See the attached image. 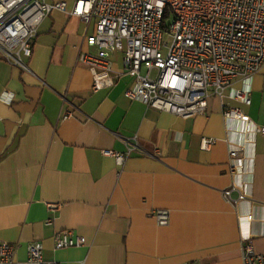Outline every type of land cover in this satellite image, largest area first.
<instances>
[{
  "label": "crops",
  "instance_id": "obj_1",
  "mask_svg": "<svg viewBox=\"0 0 264 264\" xmlns=\"http://www.w3.org/2000/svg\"><path fill=\"white\" fill-rule=\"evenodd\" d=\"M49 2L69 12L76 0ZM94 31V22L55 10L39 27L26 70L0 51V241L17 247L14 264H29L35 243L61 264H243L247 234L264 254V134H243L224 118L235 109L264 126V66L212 97L205 115L183 119L129 100L128 77L94 92L81 61L97 55L87 44ZM112 63L117 70L115 56ZM233 91H250L252 104ZM204 138L215 140L206 151ZM130 144L136 150L123 167L103 154L127 153ZM232 149L244 157L238 176ZM233 185L247 197L237 208L223 197ZM156 210L169 211L167 226L151 216ZM247 216L249 231L239 221ZM63 231L86 245L57 250Z\"/></svg>",
  "mask_w": 264,
  "mask_h": 264
},
{
  "label": "built area",
  "instance_id": "obj_2",
  "mask_svg": "<svg viewBox=\"0 0 264 264\" xmlns=\"http://www.w3.org/2000/svg\"><path fill=\"white\" fill-rule=\"evenodd\" d=\"M168 9L172 20L164 28ZM55 10L95 24L87 44L97 55L81 56L93 74L94 92L128 77L133 81L125 92L129 100L183 119L205 115L212 97L222 98L236 80L250 81L264 66V0H76L69 12L64 2L0 0V51L9 64L27 69L39 27ZM232 97L252 104L250 91H233ZM224 118L239 123L243 134L250 129L254 135L264 134V126L253 125L239 110L224 111ZM214 144L215 140L204 138L202 149L209 150ZM133 150L136 146L131 145L127 153L103 154L123 167ZM243 169L241 150L232 149L231 174L238 176ZM223 197L234 208L247 200L237 185L226 189ZM151 216L159 226L170 222L167 210H156ZM239 221L249 231L253 217H239ZM244 240L243 264H264V254L254 250L250 235ZM86 243L71 231L55 235L57 250ZM16 253V246L0 241V264H14ZM28 263L61 264L45 260L42 243L28 247Z\"/></svg>",
  "mask_w": 264,
  "mask_h": 264
},
{
  "label": "trees",
  "instance_id": "obj_3",
  "mask_svg": "<svg viewBox=\"0 0 264 264\" xmlns=\"http://www.w3.org/2000/svg\"><path fill=\"white\" fill-rule=\"evenodd\" d=\"M172 20L170 9L167 10L164 17V28H168V23Z\"/></svg>",
  "mask_w": 264,
  "mask_h": 264
}]
</instances>
